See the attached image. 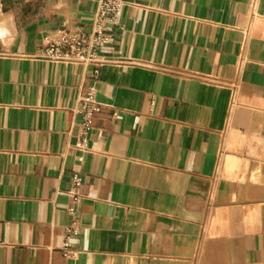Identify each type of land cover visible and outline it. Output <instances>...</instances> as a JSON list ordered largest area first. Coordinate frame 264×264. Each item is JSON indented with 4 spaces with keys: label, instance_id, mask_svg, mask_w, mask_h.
I'll list each match as a JSON object with an SVG mask.
<instances>
[{
    "label": "crops",
    "instance_id": "1",
    "mask_svg": "<svg viewBox=\"0 0 264 264\" xmlns=\"http://www.w3.org/2000/svg\"><path fill=\"white\" fill-rule=\"evenodd\" d=\"M124 2L94 75L34 55L97 0H0V264H264V0Z\"/></svg>",
    "mask_w": 264,
    "mask_h": 264
},
{
    "label": "built area",
    "instance_id": "2",
    "mask_svg": "<svg viewBox=\"0 0 264 264\" xmlns=\"http://www.w3.org/2000/svg\"><path fill=\"white\" fill-rule=\"evenodd\" d=\"M125 6L124 0H97L96 10L88 27L78 26L74 31H61L56 39L39 48L34 58L47 62L77 64L84 68H93L97 75L103 63L101 51L110 45L113 39L112 29L120 26L119 17ZM100 109L96 100L95 86L88 88L87 94L77 99L73 109L74 118L78 119L75 149L87 148L92 131V119ZM81 178L75 175L71 180L70 194L74 200L80 199ZM68 243L61 247L68 257Z\"/></svg>",
    "mask_w": 264,
    "mask_h": 264
},
{
    "label": "clouds",
    "instance_id": "3",
    "mask_svg": "<svg viewBox=\"0 0 264 264\" xmlns=\"http://www.w3.org/2000/svg\"><path fill=\"white\" fill-rule=\"evenodd\" d=\"M0 34H3V33H0Z\"/></svg>",
    "mask_w": 264,
    "mask_h": 264
}]
</instances>
